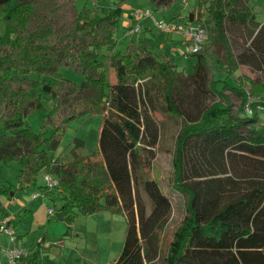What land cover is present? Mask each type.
Masks as SVG:
<instances>
[{"label": "trees", "instance_id": "obj_1", "mask_svg": "<svg viewBox=\"0 0 264 264\" xmlns=\"http://www.w3.org/2000/svg\"><path fill=\"white\" fill-rule=\"evenodd\" d=\"M174 2L152 0L155 9ZM126 3L100 9L79 8L76 0H0V161L18 165L16 187L35 185L43 170L59 177L55 213L68 224L67 233L80 215L125 213L126 240L113 264H155L158 229L173 202L150 168L163 124L172 117L179 132L171 187L184 196L186 214L165 264H264V81L238 74L243 63L264 71V22L245 0H201L188 16L205 23L208 39L187 74L143 40L115 48ZM237 24L254 33L251 52L240 56L228 36ZM62 67L82 80L66 78ZM227 90L239 96V106ZM45 100L52 102L46 119L55 127L51 136L27 126ZM84 113L103 116L99 150L54 160L60 132ZM14 188L0 185V196ZM18 264L45 263L34 253Z\"/></svg>", "mask_w": 264, "mask_h": 264}, {"label": "rangeland", "instance_id": "obj_2", "mask_svg": "<svg viewBox=\"0 0 264 264\" xmlns=\"http://www.w3.org/2000/svg\"><path fill=\"white\" fill-rule=\"evenodd\" d=\"M120 0H76L78 7L88 6L90 8L108 9L117 6ZM132 6V14L135 16L136 25L140 26L138 33L134 36L124 35L118 32V43L115 48L117 50L124 51L131 40H143L145 41L152 53H160L159 43L155 42L157 34L162 39L172 35L167 34L160 30L156 26V19L164 18L166 20L173 19V15H170L173 11L185 9L186 0H175L172 4V8L156 10L153 7L152 0H126ZM201 0H188L190 5L195 7ZM249 3L256 12V20L264 22V0H245ZM152 9L155 14L154 17H146L145 11ZM124 8V12H125ZM160 13V14H158ZM124 15V14H123ZM122 19V18H121ZM149 25L152 28V33L146 29ZM137 27V26H136ZM132 28V32L135 33V28ZM142 27V28H141ZM5 29L4 22H0V31ZM253 34L241 24L233 25L228 28V36L231 40L234 52L237 56H240L244 52H251L250 46L253 40ZM148 37V38H146ZM151 42H148V40ZM169 44V43H168ZM170 49V46H167ZM180 53V52H179ZM175 58L176 64L185 69L187 74L194 72V65L197 62V56L194 54H180ZM190 58V59H189ZM186 63H188L186 65ZM60 72L69 79L80 82L82 76L75 70L67 67H62ZM238 74L250 76L264 81V71L255 70L248 64H241ZM109 77L114 80V72L110 71ZM224 77V75H222ZM229 82L235 83L233 79H229ZM226 95L230 98L231 103L235 107L239 106L241 99L239 96L230 90H227ZM217 99L213 96L210 101ZM250 102L255 101L253 97H250ZM52 107V102L45 100V108H40L31 113L27 117V126L32 127L35 131H40L44 128L47 136H51L55 132V127L46 123L48 118V109ZM261 117L264 119V110L260 109ZM103 122V116L100 114L84 113L71 119L65 130L61 131V143L59 148L53 154V159L60 156L62 161H72L76 157L85 156L95 153L99 150V139L101 134V127ZM4 124L0 120V134L4 133ZM179 132V124L172 117L167 118L163 124L161 133V139L156 149L155 158L151 165L150 172L152 176H155L161 183L162 188L167 191L172 198L173 206L166 221L158 229L160 255L155 259V264H165L164 258L168 252L169 244L174 237V232L177 227L183 221L186 214L185 198L181 192L171 187L172 176V160L175 152L176 137ZM82 142V143H81ZM18 165L15 162L5 164L0 161V185L7 187L14 185L15 187L20 184L18 177ZM48 170H43L38 175L37 185L41 186L45 184L44 175ZM40 187L21 185L18 187V193L12 199V205L16 206L15 210L29 204L36 213V225L32 230L30 217L23 218L20 225L15 222L16 233L21 237L19 244L23 245L29 254H33V250H36L39 257L45 264H113L121 255L127 230L128 219L125 213H115L111 210H102L91 215H80L77 217L71 233H67L68 224L57 218L56 213L50 214L49 208L53 203H49L48 196L46 197H34L35 192H41ZM139 191L144 202L149 204L150 200L142 187L139 185ZM5 196V195H4ZM0 202V217L6 213V207L1 206ZM61 205V199L56 202L53 207L59 208ZM150 206V205H148ZM49 207V208H48ZM9 212V211H8ZM7 212V213H8ZM24 213V212H23ZM11 215V213H10ZM6 215V216H10ZM14 215V214H12ZM24 215L21 214L20 218ZM42 222V223H41ZM19 229L22 231L20 233ZM23 240V241H22ZM36 240L38 242H36ZM2 245H8L10 243L9 238L3 236L1 238ZM17 244V243H16ZM37 246V247H36ZM31 250V252H30Z\"/></svg>", "mask_w": 264, "mask_h": 264}, {"label": "built area", "instance_id": "obj_3", "mask_svg": "<svg viewBox=\"0 0 264 264\" xmlns=\"http://www.w3.org/2000/svg\"><path fill=\"white\" fill-rule=\"evenodd\" d=\"M146 17H154L152 9L145 11ZM156 26L167 34L178 33L182 35L189 42V50L185 52L187 54H195L199 52L208 39V28L204 22L188 21L183 18L166 20L164 18L156 19ZM260 109L264 110V107ZM246 110L249 114H253L254 110L250 105V102L246 105ZM55 160V159H54ZM44 175V191L35 192L34 197H46L49 192L59 191L60 180L59 177L49 171L43 173ZM49 213L54 214L55 208L50 207ZM8 237L10 243L8 245H2L1 238ZM19 235L16 233V225L14 219L8 216L0 217V264H18V262L24 258L29 257V251H26L23 247L19 246Z\"/></svg>", "mask_w": 264, "mask_h": 264}, {"label": "crops", "instance_id": "obj_4", "mask_svg": "<svg viewBox=\"0 0 264 264\" xmlns=\"http://www.w3.org/2000/svg\"><path fill=\"white\" fill-rule=\"evenodd\" d=\"M186 1H187V3H186V6L187 7L185 9H187V10L185 11V13H183L182 10L173 11L170 14V15H173V19L176 20V19H179V18L180 19L183 18L184 20L192 21V20H190V18H189L188 15H189L190 11L192 9H194L195 6L194 5H190L188 3V0H186ZM173 6H174V4H173ZM124 8L126 10L123 13L124 15L122 16V19H121V22H120L119 34L120 33H123L124 35H126V37H128V36H134V34L136 35L138 33V29L140 28L141 25L140 26L136 25V23H135L136 22L135 16H134V14L131 13V12H133L132 11L133 9H132V6L130 5L129 2H127L124 5ZM161 9L162 8H157L156 10H159L158 12H160ZM158 14H160V13H158ZM134 26L135 27L137 26L135 28V30H136L135 33H133L132 30H131L132 28H134ZM146 29L150 31V34H153L152 33V28L149 25L146 26ZM146 38H148V37H146ZM154 38H156L155 42H158L159 43V48H161V50H164V51H160V53H157V54H166V55H169V56L175 58L173 56L174 54H176V56H178L180 54L182 55V54H185V52H188V50H189L188 40L185 39L182 35H180V34H178L176 32H174L172 35L167 36V38H165V39H162V37L159 36L158 34ZM148 42H151V41L148 40ZM167 46H170V49L169 50L167 49ZM187 64L188 63H186V65ZM64 162H68V161H64ZM28 186H31V185H27V187ZM34 186L35 187H40L39 189L41 191H44V185L39 186V185L35 184ZM14 190H15V192L13 194L5 195V196L4 195H1L0 196V202L2 203L1 206L4 205L6 207L5 209L7 210L6 213L4 212L2 214V216L4 217L6 215H10V213H11V215L9 217H11L12 219H14V221L18 225L21 224V222L23 221V218L30 217L31 220L29 221V223H31V227H30L29 230H32V228L34 226L37 227V225L35 223L36 222V213H35V211L31 207L28 206L29 205L28 203L26 205L22 206V207L19 206V209L15 210L16 206H13L11 201L15 197V195H17V193L19 192L18 191V187H15ZM47 196H48L47 199H49V203H51V202L53 203V205H51L50 207H53L54 205H56V202L61 199V196L59 195V192H57V191L56 192L55 191L49 192ZM12 214H14V215H12ZM21 214H23L24 216L20 218ZM19 230L20 229L18 227V231ZM19 232L22 233L21 230ZM20 238L21 237H19V241L21 240ZM36 242H38V241L36 240ZM17 244L19 246L23 247V245L19 244V242ZM30 252H31V250H30ZM34 253H37L36 250H33V254Z\"/></svg>", "mask_w": 264, "mask_h": 264}]
</instances>
